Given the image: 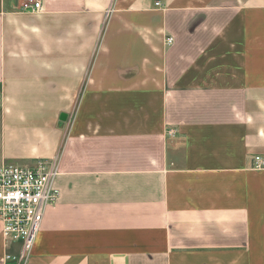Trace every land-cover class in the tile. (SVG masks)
<instances>
[{"label":"crops","instance_id":"obj_1","mask_svg":"<svg viewBox=\"0 0 264 264\" xmlns=\"http://www.w3.org/2000/svg\"><path fill=\"white\" fill-rule=\"evenodd\" d=\"M42 2L0 0V165L59 171L27 264H264V0Z\"/></svg>","mask_w":264,"mask_h":264},{"label":"built area","instance_id":"obj_2","mask_svg":"<svg viewBox=\"0 0 264 264\" xmlns=\"http://www.w3.org/2000/svg\"><path fill=\"white\" fill-rule=\"evenodd\" d=\"M161 7V3H156ZM20 11L25 14H39L43 11L42 0H21ZM169 38L167 44H172ZM173 133L171 132L170 135ZM253 170H264V158H253ZM59 175L55 160H37L28 167L0 165V222L2 237L7 249L19 245L17 256L10 253L6 261L27 264L38 234L41 231L45 212L57 204L60 193L55 188Z\"/></svg>","mask_w":264,"mask_h":264},{"label":"rangeland","instance_id":"obj_3","mask_svg":"<svg viewBox=\"0 0 264 264\" xmlns=\"http://www.w3.org/2000/svg\"><path fill=\"white\" fill-rule=\"evenodd\" d=\"M0 113H1V107H0ZM15 165H19V164H15ZM21 166H23V165H21ZM19 263V262H18ZM20 264V263H19Z\"/></svg>","mask_w":264,"mask_h":264},{"label":"water","instance_id":"obj_4","mask_svg":"<svg viewBox=\"0 0 264 264\" xmlns=\"http://www.w3.org/2000/svg\"><path fill=\"white\" fill-rule=\"evenodd\" d=\"M62 118H65V116L63 115Z\"/></svg>","mask_w":264,"mask_h":264}]
</instances>
